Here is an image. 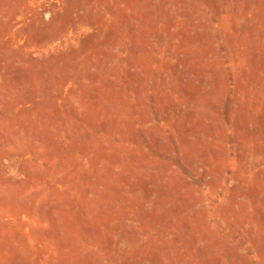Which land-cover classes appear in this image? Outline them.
Returning <instances> with one entry per match:
<instances>
[{
    "label": "rangeland",
    "instance_id": "374dc122",
    "mask_svg": "<svg viewBox=\"0 0 264 264\" xmlns=\"http://www.w3.org/2000/svg\"><path fill=\"white\" fill-rule=\"evenodd\" d=\"M0 264H264V0H0Z\"/></svg>",
    "mask_w": 264,
    "mask_h": 264
}]
</instances>
